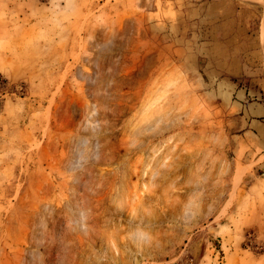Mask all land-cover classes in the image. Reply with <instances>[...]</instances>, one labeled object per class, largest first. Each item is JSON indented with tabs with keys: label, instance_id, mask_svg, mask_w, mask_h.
I'll list each match as a JSON object with an SVG mask.
<instances>
[{
	"label": "rangeland",
	"instance_id": "374dc122",
	"mask_svg": "<svg viewBox=\"0 0 264 264\" xmlns=\"http://www.w3.org/2000/svg\"><path fill=\"white\" fill-rule=\"evenodd\" d=\"M162 1L0 0V264L264 253V115L244 133L233 93L264 103V0L178 47Z\"/></svg>",
	"mask_w": 264,
	"mask_h": 264
},
{
	"label": "crops",
	"instance_id": "0c3cea01",
	"mask_svg": "<svg viewBox=\"0 0 264 264\" xmlns=\"http://www.w3.org/2000/svg\"><path fill=\"white\" fill-rule=\"evenodd\" d=\"M229 0H163L162 5L163 9H167L168 5L173 6V10L176 12V17H170L163 19V22H155L157 29L162 33V36L165 39H169L170 33L166 31L178 30L181 34V37L174 39L173 45L175 46H187V38L184 36L183 32L190 29L192 21L198 16H202L204 13H208L209 9L215 12L214 7H221L224 4L228 3ZM158 9V5L156 6ZM157 12V11H156ZM149 16V13L147 14ZM163 24V25H161ZM239 87V86H238ZM236 102L240 104L242 115L239 121V128L244 131V133L249 132H259V127H256V120L252 119V111L257 112L260 116L264 115V103L260 102L256 97L259 96V90L250 88L248 86H242L233 91ZM258 126V125H257ZM234 252H231L232 254ZM264 253H253L252 256H245L242 254V257L245 256L244 261H234L237 256H233L231 261H224L220 264H264ZM226 257V256H224Z\"/></svg>",
	"mask_w": 264,
	"mask_h": 264
}]
</instances>
